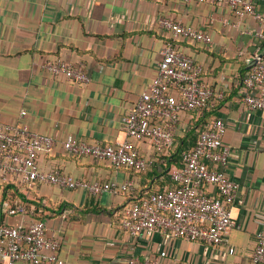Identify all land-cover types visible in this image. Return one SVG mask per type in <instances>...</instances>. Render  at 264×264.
I'll return each mask as SVG.
<instances>
[{
  "label": "crops",
  "instance_id": "0c3cea01",
  "mask_svg": "<svg viewBox=\"0 0 264 264\" xmlns=\"http://www.w3.org/2000/svg\"><path fill=\"white\" fill-rule=\"evenodd\" d=\"M255 13L264 17V0ZM161 19L207 32L212 43L174 40ZM264 20L239 19L224 4L186 0H0V120L24 124L53 137L54 150L38 159L42 171H60L84 182H136L135 194H90L37 183L29 195L45 208L47 234L60 243L64 264H129L132 256L181 264H239L250 260L257 234L264 232V111L243 103L244 77L256 55L263 56ZM191 56L202 78L215 91L203 114L184 112L176 129V146L159 152L149 142L137 146L152 164L142 173L116 169L109 161L73 156L64 146L72 135L89 143L114 144L127 139L122 118L156 77L167 43ZM62 58L85 65L90 82L76 84L53 76L44 64ZM257 60V59H256ZM242 80V82H241ZM223 97L219 98L218 94ZM226 123L224 145L231 149L224 174L240 185L232 201L235 226L216 246L161 233L133 237L121 226L125 205L172 186L171 171L191 149L204 125ZM220 169V166H216ZM217 195L213 185L202 188ZM36 204L32 207L36 209ZM21 217H7L17 224ZM36 220L37 214L26 216ZM235 249L231 254L230 249Z\"/></svg>",
  "mask_w": 264,
  "mask_h": 264
},
{
  "label": "built area",
  "instance_id": "2783aa9c",
  "mask_svg": "<svg viewBox=\"0 0 264 264\" xmlns=\"http://www.w3.org/2000/svg\"><path fill=\"white\" fill-rule=\"evenodd\" d=\"M186 1L224 4L239 19L255 15L258 20H264L263 15L255 13L257 0ZM160 24L171 32L174 40L186 38L212 43L209 33L193 26L169 19H161ZM257 36L264 39L262 32ZM256 59L257 63L243 79L247 89L243 103L250 110L264 111L263 56L256 55ZM44 68L53 76H65L72 83L90 82L82 63L72 64L57 58L47 61ZM201 74V66L191 56L179 51L173 42L167 43L156 77L122 118L127 139L114 144H94L70 135L63 142L65 150L73 156L107 160L116 169L145 172L152 161L141 154L137 143L146 141L159 152L171 151L176 146L175 133L180 115L192 111L203 114L213 106L215 91ZM218 97L222 98L223 94L219 93ZM225 132L226 123L222 119L206 123L194 146L182 152L181 167L170 173L175 186L149 193L125 205L120 221L122 230L133 237L158 232L172 239L210 246L222 244L235 226L232 201L240 187L222 170L231 152L224 145ZM55 145L56 140L51 136L36 133L24 124L10 125L0 120V189L3 184L12 183L21 189L33 190L37 183H46L68 189L81 187L94 196L135 194L134 179L102 184L75 179L60 169L42 171L38 159L43 154H50ZM208 185L216 187V196L200 191ZM0 211L9 217H21L17 224H0V264H64L58 254L60 243L48 236L46 223L26 219L35 212L33 207L29 209L19 202L12 206L4 201ZM256 238L250 260L239 264H264V232H259ZM230 253H235V249L231 248ZM167 256L165 251L155 259L132 256L129 264H181L174 260L164 262Z\"/></svg>",
  "mask_w": 264,
  "mask_h": 264
},
{
  "label": "trees",
  "instance_id": "16d2710c",
  "mask_svg": "<svg viewBox=\"0 0 264 264\" xmlns=\"http://www.w3.org/2000/svg\"><path fill=\"white\" fill-rule=\"evenodd\" d=\"M175 46L179 50L176 44ZM174 186L175 184H173L170 187H174ZM31 192L32 190L21 189L17 185L12 183L3 184L0 189V204L3 203L4 201H7L13 206L15 205V203L19 202L26 205L29 209H31L32 204H36L37 206L35 209V213L37 214V218H38L37 220H42L41 215L43 214L45 208L42 206V204L40 203L38 204L37 201L31 200L29 198ZM7 217L8 216L6 214L0 211V224H8L9 222H7Z\"/></svg>",
  "mask_w": 264,
  "mask_h": 264
},
{
  "label": "water",
  "instance_id": "95a60500",
  "mask_svg": "<svg viewBox=\"0 0 264 264\" xmlns=\"http://www.w3.org/2000/svg\"><path fill=\"white\" fill-rule=\"evenodd\" d=\"M256 63H257V60L255 59V60L253 61L252 65L250 66V68H251L252 66H254Z\"/></svg>",
  "mask_w": 264,
  "mask_h": 264
}]
</instances>
